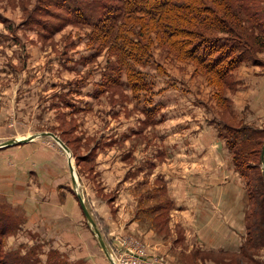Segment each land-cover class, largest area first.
Instances as JSON below:
<instances>
[{
    "label": "rangeland",
    "instance_id": "1",
    "mask_svg": "<svg viewBox=\"0 0 264 264\" xmlns=\"http://www.w3.org/2000/svg\"><path fill=\"white\" fill-rule=\"evenodd\" d=\"M119 5L0 0V143L19 140L0 147V157L28 166L14 177L18 209L8 178L0 179V205L9 216L0 220V264L6 255L18 264H264V245L248 242L258 227V193L252 179L247 184L240 175L264 168V114L252 107L262 103L256 95H264V85L253 82L245 92L233 75L238 66L220 80L155 31L142 37L151 35L152 42L141 63L120 58L116 35H125L130 22ZM257 21L264 29V19ZM250 22L238 31L248 36L254 61L241 62L240 75L259 78L264 46L251 38ZM128 70L139 78L132 86ZM253 128L260 130L241 141ZM50 195L60 201V225L44 220L50 201L39 203ZM34 197L43 219L30 230L23 224ZM64 226L78 239L65 250L55 243Z\"/></svg>",
    "mask_w": 264,
    "mask_h": 264
},
{
    "label": "trees",
    "instance_id": "2",
    "mask_svg": "<svg viewBox=\"0 0 264 264\" xmlns=\"http://www.w3.org/2000/svg\"><path fill=\"white\" fill-rule=\"evenodd\" d=\"M119 1L118 8L123 19H129L130 22L128 33L124 31L125 35H120V32L116 35L120 58L124 55L123 57L127 59L141 63V59L150 56L152 42L151 35L147 36V40L144 41L142 37L144 34L148 35L155 31L162 35L164 42L174 47L180 56H182L180 53H185L202 70L221 80L241 62L251 60L249 52L252 50L248 36L238 31H245L244 26L247 21H251L249 24L251 38L260 48L264 46V29L260 28V22L257 21L264 19V1L258 5L255 0H241L237 8L232 5L233 0ZM252 4L254 5L251 8ZM243 12L244 14H241ZM135 26L139 28L135 29ZM214 29L224 35L211 36L212 33L207 32ZM255 30L257 32H254ZM178 41L187 45L186 50L181 51L177 46ZM137 47L141 48L140 53L136 52ZM251 61L253 62L254 58ZM156 65V69L162 68L160 64ZM132 72L128 70L126 74L130 86L134 84V81L139 80ZM138 74L141 75L139 72ZM259 130L246 129L240 140L251 139L253 134ZM235 163L239 167L240 159L236 158ZM258 168L259 171L253 175L240 171V175L246 177L247 184L251 183L252 179L258 193L253 200L257 206V209L253 211V223H258V227L250 230L252 236L248 239L249 245L255 248L264 245V168L262 169L259 165ZM4 208L0 205V220L2 219L1 221L5 223L8 222L9 216ZM5 233L6 231H3L1 234ZM6 256L8 258H4L2 264H18V257L15 255Z\"/></svg>",
    "mask_w": 264,
    "mask_h": 264
},
{
    "label": "crops",
    "instance_id": "3",
    "mask_svg": "<svg viewBox=\"0 0 264 264\" xmlns=\"http://www.w3.org/2000/svg\"><path fill=\"white\" fill-rule=\"evenodd\" d=\"M245 66L246 65H238V67L235 69V71H233V75L235 76V78L242 79L240 81L243 82L244 91L246 92V86H247V91L249 92L250 86L251 85L254 86L253 82L259 81L262 85H264V76H260L259 78H257L258 76L256 77V76L252 75L251 73L248 75L247 78H246V75L241 76L240 75V69L242 67H245ZM238 89H241V88L239 87ZM236 96H238V95H236ZM251 96H253V95H251ZM256 97L259 98L260 100H262V103L259 104L258 106L252 105V107L258 113H260V115H263L264 114V95H256ZM250 98L247 95L246 98H245V101L246 100H249ZM243 103H244V100H243ZM33 137H35V136H32L31 135L30 138H28V139H26V140H24L22 142H26V141L30 140L31 138H33ZM7 146H10V145H5L4 147H7ZM4 147L1 146V148H4ZM196 148H197V150L198 149H201L200 146H197V145H196ZM189 157H190V155H189ZM27 168H28V166H20V163L18 161V157L11 156V160L9 159V157L6 158V156L5 157L4 156L3 157H0V179L3 180L4 178H8L7 179V181H9L8 186H9V189L12 191V203L13 204L12 203L11 204H12L13 207H16L17 209L19 208V204H21L19 190H18V187H17V186H19L18 183L20 181L18 182L17 179H15L14 177H15V174H19L21 171L26 170ZM26 172H28V169L26 170ZM6 174H8V176ZM36 187H37V185H36ZM36 187H34V188H35V192L37 193ZM50 193H51V191H50ZM69 198L70 197H68L67 200H69ZM34 200H35L34 201V205L31 207V209H29V208L26 209L25 208V210H26V217L27 218H26V221H24L23 226H26L30 230H32V226H34V222L35 221H37L38 219H43L36 212V210H37V207H36L37 200L35 199V197H34ZM48 201H50V203L45 204L44 207H47V206H50L51 205L50 218H48V220H46V219H44V220L46 222H48L49 220H52V219H55L56 218L57 219V224H59V225L62 224L64 222V220H62L61 213H59V206H60L59 199L58 198L53 199V196L50 195L47 198H45L44 200H40L39 205H42V204H44L45 202H48ZM76 203H77V199H76ZM73 208L75 209V205L73 206ZM54 211H56V215L54 216V218H51L52 213ZM72 212H74V211L72 210ZM81 213H82V210H81ZM82 216L84 217L83 214H82ZM55 238H56V240H55L56 245L58 247H60L61 249H64V250H65V247H67L68 249H70L69 246H74V245H76L78 243V239L75 236V234L73 233V231L70 230V229H68L65 226L63 227V230H61V231H59L58 233L55 234ZM64 245H65V247H62ZM67 251L70 254L69 255L70 258H75V257L78 256V255H72L70 253V250H67ZM102 255L104 256L103 258H105V260L107 261V259L105 257V254L103 253V251H102Z\"/></svg>",
    "mask_w": 264,
    "mask_h": 264
},
{
    "label": "water",
    "instance_id": "4",
    "mask_svg": "<svg viewBox=\"0 0 264 264\" xmlns=\"http://www.w3.org/2000/svg\"><path fill=\"white\" fill-rule=\"evenodd\" d=\"M48 135L52 136L58 143H60V140L58 139V137L53 132H48ZM30 137L31 136L25 137L22 140H26V139H28ZM16 141H19V140L18 139H11V140L3 141V142L0 143V147L1 146H5V145H9V144L14 143ZM62 147H63V149H64L65 152H68L67 147H65L63 145H62ZM263 154H264V144L262 146V152H261L262 157H263ZM68 160L70 161V156L68 157ZM69 165H70L69 166L70 167V173L73 175V167H72V165L70 163H69ZM77 197H78V201H79L80 207H81V209L83 211V214L85 215V217L87 218V220L91 223V225L94 227L95 232H96L97 237H98V240H99L100 244L102 245V247H104V242H103L102 238L100 237V234L98 232V229L95 226V222H94L92 216L90 215V212L88 211L87 207L85 206L82 197L80 196V194H77Z\"/></svg>",
    "mask_w": 264,
    "mask_h": 264
}]
</instances>
